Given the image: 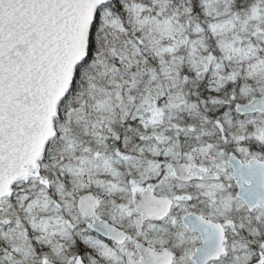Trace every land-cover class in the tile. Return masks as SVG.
<instances>
[{
    "label": "snow or ice",
    "instance_id": "snow-or-ice-1",
    "mask_svg": "<svg viewBox=\"0 0 264 264\" xmlns=\"http://www.w3.org/2000/svg\"><path fill=\"white\" fill-rule=\"evenodd\" d=\"M0 264H264V0H0Z\"/></svg>",
    "mask_w": 264,
    "mask_h": 264
}]
</instances>
